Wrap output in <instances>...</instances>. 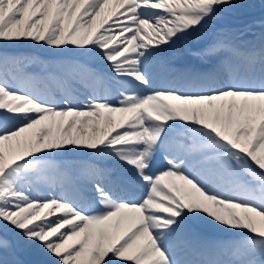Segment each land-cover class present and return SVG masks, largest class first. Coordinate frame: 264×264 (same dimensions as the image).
Instances as JSON below:
<instances>
[{"label": "snow or ice", "instance_id": "snow-or-ice-1", "mask_svg": "<svg viewBox=\"0 0 264 264\" xmlns=\"http://www.w3.org/2000/svg\"><path fill=\"white\" fill-rule=\"evenodd\" d=\"M0 264H264V0H0Z\"/></svg>", "mask_w": 264, "mask_h": 264}]
</instances>
